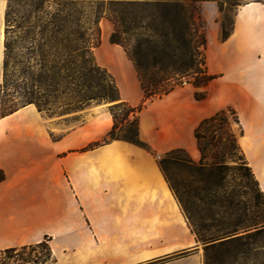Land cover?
<instances>
[{
  "label": "crops",
  "instance_id": "crops-1",
  "mask_svg": "<svg viewBox=\"0 0 264 264\" xmlns=\"http://www.w3.org/2000/svg\"><path fill=\"white\" fill-rule=\"evenodd\" d=\"M103 28L96 63L120 99L143 90L132 62ZM206 96L191 83L148 101L138 117L148 148L114 139L88 150L112 125L109 103H90L83 120L52 138L51 118L27 104L0 118V249L48 238L57 264H202V245L158 166L181 148L198 162L194 129L224 106L235 109L237 144L264 197V3L239 5L230 34H210ZM2 59V37L0 40Z\"/></svg>",
  "mask_w": 264,
  "mask_h": 264
},
{
  "label": "trees",
  "instance_id": "trees-1",
  "mask_svg": "<svg viewBox=\"0 0 264 264\" xmlns=\"http://www.w3.org/2000/svg\"><path fill=\"white\" fill-rule=\"evenodd\" d=\"M202 1L7 0L0 118L27 104L47 115H63L91 101L109 103L110 129L80 150L114 139L148 148L139 137L138 126L139 112L145 104L182 85L186 78L195 88L194 98L202 99L206 96L205 86L215 77L206 69V38L197 21L198 3ZM102 16L113 25L109 42L122 47L136 70L143 98L135 106L120 99L113 77L94 60L92 48L99 44L98 22ZM231 29L220 23V37L226 39ZM227 109L239 121L234 108L224 106L195 127L198 162L181 148L158 159L191 231L203 245V264H230L245 258L256 235L264 230V219L252 215L245 205L238 204L237 212L227 213L225 200L219 196L225 174L220 161L215 160L218 152L213 153L214 160L205 161L203 140H213L210 134L226 121ZM62 134L54 136L50 131L54 139ZM241 166L245 173L239 172L240 177L251 178L256 196L264 205L263 194L245 159ZM241 166L232 168L238 171ZM170 167L187 169L194 174L195 183L181 190L172 179ZM203 209L209 214L199 215ZM47 240L0 249V264H44L47 259L57 264ZM40 248L46 253L36 251Z\"/></svg>",
  "mask_w": 264,
  "mask_h": 264
},
{
  "label": "rangeland",
  "instance_id": "rangeland-1",
  "mask_svg": "<svg viewBox=\"0 0 264 264\" xmlns=\"http://www.w3.org/2000/svg\"><path fill=\"white\" fill-rule=\"evenodd\" d=\"M247 1L252 0H205L198 3L199 17L197 18L198 23H200L201 28L204 32L206 38V47L203 53H206L207 40L210 34L220 33V23H223L228 29L232 27L233 17L237 7ZM264 3V0H257ZM7 0H0V30L2 33V59L0 61V81L2 76V62L4 53V29H5V9ZM98 26L100 28L99 43L101 41V33L103 28L111 27L112 23L105 16L99 19ZM111 32V31H110ZM110 34V33H109ZM0 37V40H1ZM1 51V43H0ZM93 52V48H92ZM206 62V60H205ZM188 83V79L183 80V84ZM190 83V82H189ZM91 101L88 103H93ZM86 105V106H88ZM84 106L82 109H84ZM76 110L63 115H47L45 116L51 118L52 121L49 122V128L53 132L54 136H59L65 130L70 127L79 124L83 120V114L81 110ZM56 110V109H54ZM235 110V109H234ZM236 112V111H235ZM237 114V113H236ZM226 121L215 128L213 135V140L211 142H203L206 145V162H211L214 160L213 153L218 152V157L215 160H219L221 165L224 167V182L223 187L220 189V197L225 200L224 206L227 209V213L237 212L238 204L245 205L253 213L252 215H260L264 219V205L261 198L256 196V187L252 183L251 178H241L239 172L245 173L244 167L241 165L244 162L243 156L237 146V138L241 133V126L239 121L235 120L234 113L230 110H226L224 113ZM209 139V136L207 137ZM234 165H240L241 168L236 171L232 167ZM172 173V179L177 184V186L183 190L186 188L187 184H194V174L190 173L187 169L183 167H170ZM208 210L199 211V215H207ZM198 215V214H197ZM202 245V243L200 242ZM37 252L46 253L44 248L36 249ZM203 251V245H202ZM44 264H52L51 259H47ZM203 264V261H202ZM230 264H264V230L256 235L251 249L247 253L245 258L238 259L236 261H231Z\"/></svg>",
  "mask_w": 264,
  "mask_h": 264
},
{
  "label": "bare ground",
  "instance_id": "bare-ground-1",
  "mask_svg": "<svg viewBox=\"0 0 264 264\" xmlns=\"http://www.w3.org/2000/svg\"><path fill=\"white\" fill-rule=\"evenodd\" d=\"M2 36L1 30H0V37Z\"/></svg>",
  "mask_w": 264,
  "mask_h": 264
}]
</instances>
